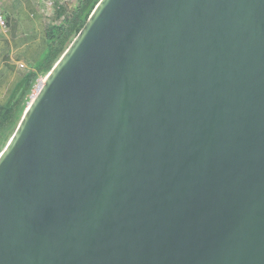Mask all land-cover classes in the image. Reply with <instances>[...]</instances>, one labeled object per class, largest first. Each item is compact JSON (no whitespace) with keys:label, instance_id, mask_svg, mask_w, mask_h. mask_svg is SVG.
I'll list each match as a JSON object with an SVG mask.
<instances>
[{"label":"water","instance_id":"95a60500","mask_svg":"<svg viewBox=\"0 0 264 264\" xmlns=\"http://www.w3.org/2000/svg\"><path fill=\"white\" fill-rule=\"evenodd\" d=\"M0 264H264V0H98L0 151Z\"/></svg>","mask_w":264,"mask_h":264},{"label":"crops","instance_id":"0c3cea01","mask_svg":"<svg viewBox=\"0 0 264 264\" xmlns=\"http://www.w3.org/2000/svg\"><path fill=\"white\" fill-rule=\"evenodd\" d=\"M1 12L7 21L6 29L0 30V106H5L14 99L23 76L42 58L50 21L41 0H3Z\"/></svg>","mask_w":264,"mask_h":264},{"label":"trees","instance_id":"16d2710c","mask_svg":"<svg viewBox=\"0 0 264 264\" xmlns=\"http://www.w3.org/2000/svg\"><path fill=\"white\" fill-rule=\"evenodd\" d=\"M98 0H70L55 9V22L46 28V49L36 66L22 78L16 89V95L10 103L0 106V130L10 128L3 134L0 151L13 133L29 101V93L40 76H44L71 40L85 23L89 13ZM6 132V131H5Z\"/></svg>","mask_w":264,"mask_h":264},{"label":"rangeland","instance_id":"374dc122","mask_svg":"<svg viewBox=\"0 0 264 264\" xmlns=\"http://www.w3.org/2000/svg\"><path fill=\"white\" fill-rule=\"evenodd\" d=\"M41 1L44 3L46 8L49 9L48 20L51 23V22L56 21L55 20V13H56L55 9L58 8L60 4H65L66 2H68L70 0H41ZM1 31H3V30H1ZM9 131H10V128H8L7 130L5 128H3V130H0V146H1V143L3 142L2 141L3 140V134L5 135Z\"/></svg>","mask_w":264,"mask_h":264},{"label":"built area","instance_id":"2783aa9c","mask_svg":"<svg viewBox=\"0 0 264 264\" xmlns=\"http://www.w3.org/2000/svg\"><path fill=\"white\" fill-rule=\"evenodd\" d=\"M3 0H0V30H5L7 27V21L3 15V13L1 12V4H2ZM20 68H25V65L23 63H19L18 64ZM43 79L44 76H40L35 85L33 86V88L31 89L30 93H29V100L32 99V97L37 93L38 89L40 88V86L43 84Z\"/></svg>","mask_w":264,"mask_h":264}]
</instances>
